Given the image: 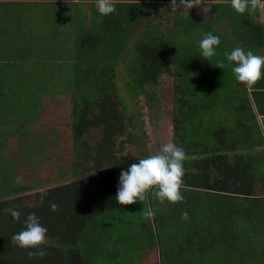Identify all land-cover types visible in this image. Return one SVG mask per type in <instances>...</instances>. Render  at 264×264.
Here are the masks:
<instances>
[{
	"label": "trees",
	"instance_id": "trees-1",
	"mask_svg": "<svg viewBox=\"0 0 264 264\" xmlns=\"http://www.w3.org/2000/svg\"><path fill=\"white\" fill-rule=\"evenodd\" d=\"M168 2L171 0L131 2L126 13H116L114 22L96 31L94 46L79 42L73 47V54L84 55L77 68L90 65L97 72L83 69V78L95 76L92 86L97 113L88 115L75 106L74 123L79 136L89 126L96 127L98 139L91 148L81 143V148L87 150L81 152L80 175L34 188L28 195L30 206L17 196L23 190H16L17 197L5 202L9 209H18L21 216L15 220L7 213L9 222L0 234V264H147L148 252L154 249L159 264H264V197L242 196L246 194L248 174L226 163L219 154L225 142L218 141L219 127L213 121L205 123L204 134H200V103L219 100L214 92L220 76L214 68L215 56L202 59L199 48L205 33L220 35L219 27L212 25L215 20L210 18L215 6L204 16L200 11L188 16L174 14L173 28L176 32L177 25L185 29L192 37L190 41L182 37L184 30L179 38L157 31L131 41L140 29L136 23L139 18L167 7ZM85 48L94 52L84 53ZM127 48L130 58L119 87L116 75L107 73L114 69V58H127ZM170 65L178 79L179 93L175 99L174 140L187 155L181 189L185 200L160 203L149 194L143 202L120 205L115 200L119 174L138 162L119 163L115 155L124 142L133 138L124 121L129 118L127 108L133 94L153 86L161 73L170 72ZM118 136L123 140L116 150L113 138ZM5 192L2 188L1 195ZM249 202L255 203V214ZM52 204L58 205L57 211L51 210ZM147 208L156 213L151 220L142 216ZM183 211L188 212L187 220L181 219ZM30 213H35L48 229L46 243L38 248H21L12 236L25 228L24 220ZM40 252L45 254L41 256Z\"/></svg>",
	"mask_w": 264,
	"mask_h": 264
},
{
	"label": "crops",
	"instance_id": "crops-1",
	"mask_svg": "<svg viewBox=\"0 0 264 264\" xmlns=\"http://www.w3.org/2000/svg\"><path fill=\"white\" fill-rule=\"evenodd\" d=\"M131 2L142 4L158 0L118 2L116 11L107 16L98 12L96 0H0V135L11 134V93L16 86L14 82L11 85V80L20 79L22 87L23 78L28 81L32 74H35L34 78H42L51 63L59 59L77 67L84 55L73 54V47L79 42L94 46L96 31L106 29L114 22L116 18H112L116 13H126ZM213 6L216 10L210 18L219 24L216 27H219L220 35L224 33L231 46L227 47V40H224L226 44L216 51L215 65H224L223 69L214 67L220 75V83L217 81L214 91L219 100L200 103V134H204V124L213 121L219 127L218 141L225 142L219 154L226 163L248 174L246 194L242 196L264 197V77L249 89L235 79L231 70L234 62L227 61L224 56L236 47L264 55V10L239 14L227 0ZM194 7L201 9V16L208 11L206 1L202 6ZM89 49L85 48L83 52L89 54ZM83 69L94 71L90 65L86 69L81 67V78L85 73ZM20 91V94L26 93ZM207 92L211 93L210 90ZM0 174V183L9 184L6 173ZM9 188L6 187L0 203L11 200ZM8 209L7 203L0 206V234L3 225L9 222Z\"/></svg>",
	"mask_w": 264,
	"mask_h": 264
},
{
	"label": "rangeland",
	"instance_id": "rangeland-1",
	"mask_svg": "<svg viewBox=\"0 0 264 264\" xmlns=\"http://www.w3.org/2000/svg\"><path fill=\"white\" fill-rule=\"evenodd\" d=\"M177 5L178 7H173L171 4L161 7L159 11H152L147 16L139 18L141 20L136 23L139 24L140 29L135 32L131 41L139 35H149V32L152 35L157 31L179 38L183 30L182 37L192 40L189 33L185 29L180 30L178 25L177 32L175 31L174 14L188 16V13H196L201 9L189 8L187 4ZM212 25L218 26L215 22ZM219 37L220 44L216 51L226 44L224 40H227V47L231 46L230 40L224 33ZM193 38L195 39V36ZM92 51L93 49L89 53ZM127 51V58L121 60L114 58L116 67L114 66V69H110L111 72L107 73V76L116 75L115 79L119 87L122 86L121 77H126V64L130 58L128 48ZM202 59L205 58L202 56ZM169 61L172 63L171 60ZM74 65L71 66L63 59L52 62L45 70L46 74H42V78H34L35 74L29 76L28 81L27 78L25 80L23 78L27 87L24 84L20 87L21 81L18 78L11 80V85L13 82L16 83L15 90L13 94L11 93V134L6 137L0 135V172L6 173L5 178L9 184L0 183V197L3 196L1 189L5 188L6 191V187L9 186L11 198L23 197V204L30 206L31 199L28 195L33 194L31 190L34 188L68 180L82 173L81 152L86 151V147H93L99 134L96 127L89 126L81 136L78 135L74 123L76 118L74 107L86 110L88 115L97 113L96 91L92 86L95 83V76L91 74L86 78H79L82 72ZM173 69L170 65V72L161 73L153 86H145L133 94V97L135 96L133 102L127 108L129 118L124 120L128 130H132L133 138L132 141L124 142L123 147L116 152L119 163L138 161L140 158L160 152L163 144L169 141L175 142L173 119L176 112L175 99L179 93L176 91L178 79L172 73ZM85 79H88V82ZM37 80L39 81L36 84ZM75 80L80 84L77 82L76 85ZM83 80L85 83L81 84ZM20 89L26 93L20 94ZM121 94L125 95L124 89ZM118 107L122 108V105ZM121 138V136L113 138L116 150ZM83 142L87 143L84 150L81 148ZM16 190L23 192L15 196ZM249 204L252 205L251 211L255 214V203L249 202ZM252 232H255L254 228ZM147 264H159L156 249L148 252Z\"/></svg>",
	"mask_w": 264,
	"mask_h": 264
},
{
	"label": "clouds",
	"instance_id": "clouds-1",
	"mask_svg": "<svg viewBox=\"0 0 264 264\" xmlns=\"http://www.w3.org/2000/svg\"><path fill=\"white\" fill-rule=\"evenodd\" d=\"M129 2V0H96L98 12L107 16L116 11V3ZM224 0H206L208 10L213 4L218 5ZM231 7L239 14L245 12L255 13L258 9L264 10V0H227ZM205 0H180V5L187 4L189 8L202 6ZM173 7H178L176 0H171ZM220 44V37L212 33H205L199 41V48L204 58H211L216 55V47ZM227 61L234 62L232 73L238 82L245 84L251 89L262 77H264V55L254 54L251 50L247 52L242 47L234 48L230 53L225 52ZM223 69V63L217 65ZM187 155L182 146L169 141L162 145L161 151L138 159V162L131 163L127 169L122 170L118 178V188L115 200L120 205H131L137 201H145L149 194H154L160 203L167 201L170 204L181 203L185 200L182 194L184 185L183 162ZM153 190H155L153 192ZM52 211L58 210V205H51ZM15 220H19L21 212L16 208H10ZM156 213L153 209L147 208L142 211L145 220H151ZM188 212L181 213V219L187 220ZM25 228L12 236L21 248H38L46 243L48 229L40 223L35 213H30L24 220ZM45 253L40 252L43 256ZM36 255V253H29Z\"/></svg>",
	"mask_w": 264,
	"mask_h": 264
}]
</instances>
